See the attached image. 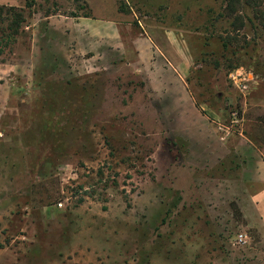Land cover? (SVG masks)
I'll return each instance as SVG.
<instances>
[{
  "label": "rangeland",
  "instance_id": "obj_1",
  "mask_svg": "<svg viewBox=\"0 0 264 264\" xmlns=\"http://www.w3.org/2000/svg\"><path fill=\"white\" fill-rule=\"evenodd\" d=\"M0 5L27 17L0 55V264H264L229 151L248 139L264 80V0ZM167 34L190 55L194 128L151 91L137 54ZM239 67L258 81L244 92L229 79Z\"/></svg>",
  "mask_w": 264,
  "mask_h": 264
},
{
  "label": "crops",
  "instance_id": "obj_2",
  "mask_svg": "<svg viewBox=\"0 0 264 264\" xmlns=\"http://www.w3.org/2000/svg\"><path fill=\"white\" fill-rule=\"evenodd\" d=\"M144 42L136 45L137 54L141 63L148 61L143 68L146 73L148 67V86L161 100L173 101L172 113L179 116L178 122L186 124L190 128L196 127L197 119L202 120V112L195 98L189 90L187 79L191 70V59L188 52L183 50L184 56L179 52L181 46L177 35L167 34L160 36L154 41L151 37L143 38ZM180 48V47H179ZM146 69V70H145ZM264 80L262 79L252 90L251 103L247 111L246 129L248 139L241 140L230 146L229 151L235 153L239 180L248 195L247 202L256 207L259 218H251L248 206H243V213L248 223L255 227L260 234L264 235ZM163 107L167 108V104ZM212 108V107H211ZM211 130L209 124L207 125ZM225 140H228L224 137ZM224 140V141H225ZM214 147H217L215 142ZM213 143L209 141L207 134V151Z\"/></svg>",
  "mask_w": 264,
  "mask_h": 264
},
{
  "label": "trees",
  "instance_id": "obj_3",
  "mask_svg": "<svg viewBox=\"0 0 264 264\" xmlns=\"http://www.w3.org/2000/svg\"><path fill=\"white\" fill-rule=\"evenodd\" d=\"M247 1L249 3L256 2V0ZM26 21L27 17L23 9L0 5V55L17 43Z\"/></svg>",
  "mask_w": 264,
  "mask_h": 264
},
{
  "label": "built area",
  "instance_id": "obj_4",
  "mask_svg": "<svg viewBox=\"0 0 264 264\" xmlns=\"http://www.w3.org/2000/svg\"><path fill=\"white\" fill-rule=\"evenodd\" d=\"M229 79L231 80L234 85L239 88L242 92L248 89L252 85L253 82H258L256 80V75L253 70H246L244 67L235 68L229 74ZM232 123L233 127L237 128L240 126V114L237 111L233 112L232 114ZM239 129V128H237ZM242 129V128H241ZM230 130V128H229ZM242 131V130H241ZM236 242L239 245H249L251 243V238L247 232H240L236 236Z\"/></svg>",
  "mask_w": 264,
  "mask_h": 264
}]
</instances>
